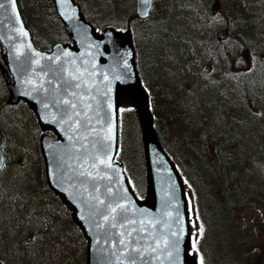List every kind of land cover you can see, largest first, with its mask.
<instances>
[{
    "label": "rangeland",
    "instance_id": "1",
    "mask_svg": "<svg viewBox=\"0 0 264 264\" xmlns=\"http://www.w3.org/2000/svg\"><path fill=\"white\" fill-rule=\"evenodd\" d=\"M17 1L38 50L49 51L54 43H70L61 21L51 16V6L45 0ZM81 1L85 2V20L96 27L113 28L117 23H130L135 30L134 43L145 61L150 60L155 65L153 75L159 77L160 86L175 88L184 83L187 93L181 101V113L173 115L171 107L165 106L172 117L165 128L168 141L186 139L203 146L211 144L226 125L232 127L233 136H228L226 144L239 151L227 156L236 159L237 178L244 185V195L259 196V202L254 207L236 211L237 227L233 226L231 232L223 222L224 207L216 206L212 216L223 234L219 239L220 235L215 236L211 228L207 240H255L245 248L258 251L254 264H264V166L259 162L264 154V0H162L158 10H151L152 16L145 19L136 17L135 0ZM231 5L236 11L259 17L258 26L248 33L251 48H255L254 55L245 46L240 51L230 52L231 43H236L239 32L232 21ZM169 6L175 16L170 17L165 11ZM224 28L229 31L230 44L226 40L216 45L215 34ZM166 34L170 37L165 38ZM203 65L210 66L208 72L202 70ZM1 66L6 69L5 59L0 56ZM2 78L0 104L10 105L9 91ZM246 86L253 88L251 97L244 94ZM23 101L0 110V132L4 136L2 153L6 161L0 170L3 188L0 264H86L87 241L71 218L72 211L47 185L39 140L43 135L51 138L52 135L48 129L38 131L34 126L36 115ZM117 108L124 118V156L131 159L132 170L139 174L138 144L141 151L143 144L137 135L136 123L140 114L130 97L119 98ZM239 141L242 147L237 146ZM8 159H12L11 162L8 163ZM210 159L215 158L210 155ZM247 183H252L250 188ZM182 186L187 202L191 203L188 232L193 240H199L203 226L195 219L191 195L184 181ZM56 202L59 204L54 214L47 207ZM238 226L244 229L239 231ZM28 235L33 241L25 245ZM195 251L194 247L189 250V264H196ZM222 251L225 257L239 262L235 245L222 244Z\"/></svg>",
    "mask_w": 264,
    "mask_h": 264
},
{
    "label": "water",
    "instance_id": "2",
    "mask_svg": "<svg viewBox=\"0 0 264 264\" xmlns=\"http://www.w3.org/2000/svg\"><path fill=\"white\" fill-rule=\"evenodd\" d=\"M135 2L136 16L146 18L152 0ZM53 4L74 47L57 43L48 52L36 49L17 0H0L6 69L0 68L8 102L26 101L41 128L57 136L40 139L46 180L87 239L86 264H188L184 189L153 129L130 32L107 28L96 34L74 0ZM227 37V29L215 34L219 41ZM120 97L133 99L140 114L148 184L144 201L128 187L122 166L112 163ZM3 142L0 133V170Z\"/></svg>",
    "mask_w": 264,
    "mask_h": 264
},
{
    "label": "trees",
    "instance_id": "3",
    "mask_svg": "<svg viewBox=\"0 0 264 264\" xmlns=\"http://www.w3.org/2000/svg\"><path fill=\"white\" fill-rule=\"evenodd\" d=\"M45 1L48 3V6H51V16L58 20L51 0ZM160 1L162 0L153 1L152 12L158 10L161 5ZM236 9L237 8L232 5L229 9L233 10V12H230L232 21L237 24V30L239 31L236 43H231L232 49L230 52L240 51V49L245 46L246 48H250L252 54L254 55L256 53L255 48H251L253 44L251 43V38L248 36V33L252 27L258 26L259 17L246 11H236ZM165 11L168 12L170 17L175 16V13H173L170 6L166 7ZM132 17L135 19L134 16ZM112 27L122 31L131 30L134 37L135 30L130 26V23H117ZM168 34L165 35V38L171 36V33L170 36H168ZM228 39L227 42L230 44ZM216 42V45H220L222 43L218 41ZM247 42H250L251 44H247ZM134 48L136 69L142 85L147 91L149 98V109L153 117L152 124L154 131L160 144L174 162L182 181L187 184L191 195V201L196 213L195 219H198V221L203 226L201 236L199 240H196L198 246V263L254 264L256 257L259 255L258 251L252 247H245L250 244V241L255 240H207V234L211 228V231L214 232L215 236L217 234L220 235L219 239H221L223 234L218 228L216 219H214L212 216L216 206L221 205L224 207L226 216L223 222L227 224L226 230L231 232L233 226L237 227L235 226L237 222L235 217L236 211L247 207H254L259 202V196H252L249 193L244 195V191L242 190V186L244 185L241 181H238L237 178L236 159L234 160L227 156V154H231L236 150L239 151V149L228 147L229 144H226L228 141V136H233V133L230 131L232 127L229 126V124L224 127L221 134L213 141L214 146L213 142L211 144L206 143L202 146L198 142L194 143L193 141H188L186 139L179 141L177 138L168 141L165 128L172 122V117L169 115L165 106L171 107L173 115H179L181 113V101L183 102V96L187 93V90L184 88V83L175 86V88L160 86L159 77L153 75V68L155 65L151 64L150 60L148 62L145 61L141 50L136 43H134ZM0 83H3L1 77ZM244 94L251 97L254 95L253 88L246 86ZM155 102L159 103L155 105ZM0 106L1 110L4 106L9 105L0 104ZM226 111L227 110H225V112ZM210 116L211 115H209V117ZM182 117L183 116L181 115L180 119H182ZM263 121L264 120L262 119V122ZM136 130L137 135L141 140V130L138 121L136 123ZM200 132L203 133L202 128H200ZM123 141L125 142L124 118H122V114L120 113L118 117V151L115 160L123 166L125 174L131 180V185L136 196L139 199H144L147 190V177L143 151H141V148L138 144L140 172L139 174H135V172L132 170L133 166L130 162L131 159L129 157L125 158L124 156ZM239 143L237 146L242 147L241 141H239ZM195 144L197 146H192ZM263 152L264 144L262 153ZM210 155H213L215 159H210ZM11 160L8 159V163L11 162ZM259 162L262 166H264V154H262V158L261 160L259 159ZM251 184L252 183H247L249 188ZM2 189L3 188L1 184L0 195ZM188 205H191L190 201L188 202ZM238 229L239 231H242L244 226H238ZM249 235V239H252L253 235L249 233L248 237ZM226 243L235 245L236 251L238 252V256L240 258L239 262H235L232 260V258H227L223 255L222 244Z\"/></svg>",
    "mask_w": 264,
    "mask_h": 264
},
{
    "label": "flooded vegetation",
    "instance_id": "4",
    "mask_svg": "<svg viewBox=\"0 0 264 264\" xmlns=\"http://www.w3.org/2000/svg\"><path fill=\"white\" fill-rule=\"evenodd\" d=\"M80 7V11L83 14V17L85 18V2L81 1V0H74ZM59 202L56 203H51L50 206H48L47 208L50 209V211L54 214H56L57 212V207H58ZM63 207V205H61ZM69 213L66 214V217ZM57 219V216L55 217ZM71 218H72V214H71ZM31 235L27 236V240L25 242V245H27L29 242L31 243L33 240Z\"/></svg>",
    "mask_w": 264,
    "mask_h": 264
},
{
    "label": "bare ground",
    "instance_id": "5",
    "mask_svg": "<svg viewBox=\"0 0 264 264\" xmlns=\"http://www.w3.org/2000/svg\"><path fill=\"white\" fill-rule=\"evenodd\" d=\"M31 40H32V42H33V36H32V33H31ZM33 44H34V42H33ZM54 44H57V43H54ZM54 44H53V45H54ZM53 45H52V46H53ZM52 46H51V48H52ZM179 58H180V57H179ZM10 106H11V105H9V107H10Z\"/></svg>",
    "mask_w": 264,
    "mask_h": 264
}]
</instances>
